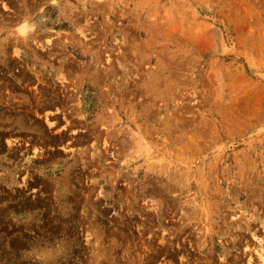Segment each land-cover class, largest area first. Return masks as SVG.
I'll return each instance as SVG.
<instances>
[{
    "label": "rangeland",
    "instance_id": "1",
    "mask_svg": "<svg viewBox=\"0 0 264 264\" xmlns=\"http://www.w3.org/2000/svg\"><path fill=\"white\" fill-rule=\"evenodd\" d=\"M0 264H264V0H0Z\"/></svg>",
    "mask_w": 264,
    "mask_h": 264
},
{
    "label": "bare ground",
    "instance_id": "2",
    "mask_svg": "<svg viewBox=\"0 0 264 264\" xmlns=\"http://www.w3.org/2000/svg\"><path fill=\"white\" fill-rule=\"evenodd\" d=\"M47 123H48V121H47ZM50 123V122H49ZM54 124V123H53ZM52 123L51 124H48V127H50L51 125H53ZM65 129V128H64ZM37 150V149H36ZM26 208V207H25Z\"/></svg>",
    "mask_w": 264,
    "mask_h": 264
}]
</instances>
